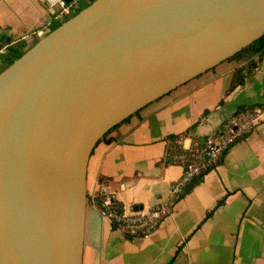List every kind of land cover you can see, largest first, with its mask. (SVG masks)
<instances>
[{
  "label": "water",
  "instance_id": "water-1",
  "mask_svg": "<svg viewBox=\"0 0 264 264\" xmlns=\"http://www.w3.org/2000/svg\"><path fill=\"white\" fill-rule=\"evenodd\" d=\"M264 34V0H94L0 71V264H81L104 135Z\"/></svg>",
  "mask_w": 264,
  "mask_h": 264
},
{
  "label": "crops",
  "instance_id": "crops-1",
  "mask_svg": "<svg viewBox=\"0 0 264 264\" xmlns=\"http://www.w3.org/2000/svg\"><path fill=\"white\" fill-rule=\"evenodd\" d=\"M68 1L75 14L94 0ZM49 20L43 0H0V46ZM242 107L264 113V53L223 61L132 115L110 142L97 143L86 173L81 264H264V119L173 201L184 164L171 152L172 140L201 148ZM105 184L125 208L172 201L173 209L150 234L132 236L101 214Z\"/></svg>",
  "mask_w": 264,
  "mask_h": 264
},
{
  "label": "built area",
  "instance_id": "built-area-1",
  "mask_svg": "<svg viewBox=\"0 0 264 264\" xmlns=\"http://www.w3.org/2000/svg\"><path fill=\"white\" fill-rule=\"evenodd\" d=\"M43 1L46 4L50 20L32 32L14 39L9 44L0 46V56L5 55L11 46H15L23 40L32 41L36 39L33 42L34 44L39 38L46 35L50 29H53L52 25L54 23L60 24L74 16L73 8L76 4L69 3L68 0ZM263 119L264 113L258 109L231 116L217 133L209 136L204 141L201 148L184 154L181 157L184 172L173 185V195L180 192L184 186L196 177L205 175L214 168L217 161L230 150L232 145ZM98 195L101 198V214L108 218L116 228L122 229L132 236L150 234L160 226L173 209L172 201H162L149 208H125L106 184L99 187Z\"/></svg>",
  "mask_w": 264,
  "mask_h": 264
},
{
  "label": "trees",
  "instance_id": "trees-1",
  "mask_svg": "<svg viewBox=\"0 0 264 264\" xmlns=\"http://www.w3.org/2000/svg\"><path fill=\"white\" fill-rule=\"evenodd\" d=\"M92 2V1H91ZM90 3H83L81 5H78L76 12H79L80 10H82L84 8V5L87 6ZM32 45H27L25 44V42H20L19 44L15 45V46H11L9 48V51L3 55L4 57V64L5 67H7L9 64H11L15 59H17L18 57H20L27 49H29ZM264 53V34L259 37L256 41H254L253 43H251L249 46L245 47L244 49H242L240 52L236 53L235 55H233L232 57H230L229 59H238L240 57L243 56H254L256 54H258L260 57L261 55ZM255 63L253 64V68L255 67ZM256 108L254 107H242L240 109L237 110V112H235L232 116L238 115L239 113L242 112H247V111H255ZM130 118V117H129ZM129 118H127L126 120H124L123 122L127 121ZM122 122V123H123ZM121 124V123H120ZM120 124H118L117 126H119ZM113 127L111 130H109L104 137L100 140V141H106V142H110L113 138L111 137V133L112 131L117 127ZM177 138H174L171 143V152L174 153L176 156H178L177 158L182 161V156L184 154H188L191 153L192 150L191 148L189 149H183V147L179 144H177ZM176 140V141H175ZM99 141V142H100ZM98 142V143H99ZM226 154V153H225ZM224 157V155L222 156V158ZM220 158L217 161L218 162L222 159ZM204 175H200L198 177H196L194 180H192L191 182H189L186 186H184L180 192H178L173 201L178 200L179 198H181L182 196H184L186 193L190 192L192 190V188L199 183L202 179H203ZM99 199V204L101 201V198L98 197ZM174 203V202H172Z\"/></svg>",
  "mask_w": 264,
  "mask_h": 264
},
{
  "label": "rangeland",
  "instance_id": "rangeland-1",
  "mask_svg": "<svg viewBox=\"0 0 264 264\" xmlns=\"http://www.w3.org/2000/svg\"><path fill=\"white\" fill-rule=\"evenodd\" d=\"M85 7H86V6L84 5V8H85ZM53 27H54V28H56V27H57V25H54Z\"/></svg>",
  "mask_w": 264,
  "mask_h": 264
}]
</instances>
